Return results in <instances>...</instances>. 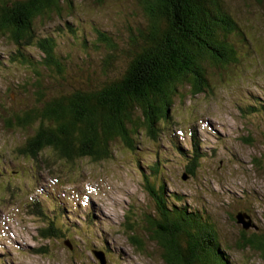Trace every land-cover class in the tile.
<instances>
[{
  "label": "rangeland",
  "instance_id": "1",
  "mask_svg": "<svg viewBox=\"0 0 264 264\" xmlns=\"http://www.w3.org/2000/svg\"><path fill=\"white\" fill-rule=\"evenodd\" d=\"M75 2L73 17H53L35 25L38 34L56 39V54L68 68L67 83L78 86L90 73H98L105 54L93 30L108 33L121 48L127 30L133 31L142 18L132 0H110L102 7ZM225 2L243 33V40L230 37L241 50H236L235 62L223 68L208 65L207 93L192 98L186 87L177 88L168 112L170 120L158 126V141L141 132L132 153L115 142L111 159L99 163L85 159L73 166L56 163L50 175L42 169L37 173L34 162L16 155L28 133L7 129L0 120V167L11 171L0 178V198L5 192L8 198L0 200V258L6 264H99L94 251L104 254L105 264H164L151 244L138 254L126 230L127 223L154 213V204L142 186V173L146 171L143 164L159 159L157 185L180 199L169 205L208 216L229 262L264 264L258 253L235 247L241 227L233 221L244 212L251 217L249 234L264 231V3ZM62 20L69 26L61 29ZM13 51L9 40L0 39V107L5 111L19 109L27 96L19 86L33 77L28 67L8 61ZM26 55L34 62L41 60L38 51L29 50ZM119 60L117 64L123 66ZM189 150L197 151L200 158L194 176L185 171L192 159L184 156ZM257 159L259 168L254 164ZM21 167L24 172L19 176L16 170ZM55 185V197L65 209L59 223L69 233L66 230L59 240H37L43 224L31 215L30 203L34 199L50 211L54 195L48 190ZM10 188L15 190L10 192ZM44 247L45 254L33 252Z\"/></svg>",
  "mask_w": 264,
  "mask_h": 264
},
{
  "label": "trees",
  "instance_id": "2",
  "mask_svg": "<svg viewBox=\"0 0 264 264\" xmlns=\"http://www.w3.org/2000/svg\"><path fill=\"white\" fill-rule=\"evenodd\" d=\"M107 1L80 0L79 4L102 7ZM132 1L142 23L133 31L127 30V41L121 48L108 33L94 29L97 44L105 49L100 70L74 86L67 83L68 68L56 54V39L47 33L38 34L35 24L53 17H73L75 0H0V39L9 40L14 47L8 61L28 67L33 75L19 86L27 95L21 98L23 104L16 110L0 107V120L7 129L28 133L16 148V155L34 162L37 173L41 169L52 173L56 163L73 166L85 159L107 161L115 142L132 153L135 137L141 132L151 141H158V126L170 120L168 112L177 88L186 87L192 98L207 93L208 65L223 68L235 62L236 50L241 49L234 47L230 37H244L226 10L225 0ZM248 2L262 5L264 0ZM60 26L63 29L69 22L62 20ZM29 50L38 51L41 60L32 61L26 55ZM119 59L123 66L117 64ZM184 156L192 158L185 171L194 176L200 161L197 151L189 150ZM160 164V159L143 164L146 171L142 173V186L154 204V213L127 223L130 245L138 254L153 245L164 264H235L229 262L208 216L169 205L180 199L166 194L162 184L157 185ZM254 164L259 168L260 159ZM16 172L20 176L24 168ZM9 173L6 167H0V178ZM56 188L48 190L54 195L50 211L31 200V215L43 224L37 240H59L69 229L59 223L65 209L58 204ZM6 193L0 200L7 201ZM240 213L251 220L247 213ZM233 221L237 224L236 216ZM240 227L235 247L254 251L264 259V231L254 229L256 232L249 234L252 228ZM33 252L45 254L46 247ZM4 261L0 258V264H6Z\"/></svg>",
  "mask_w": 264,
  "mask_h": 264
},
{
  "label": "water",
  "instance_id": "3",
  "mask_svg": "<svg viewBox=\"0 0 264 264\" xmlns=\"http://www.w3.org/2000/svg\"><path fill=\"white\" fill-rule=\"evenodd\" d=\"M236 222L237 224L241 225L243 229H248L251 226V220L249 219V217L246 214H237L236 215ZM93 256L95 257V259H97V261L99 262V264H105V257L104 254L102 252H97L94 251L93 252Z\"/></svg>",
  "mask_w": 264,
  "mask_h": 264
}]
</instances>
